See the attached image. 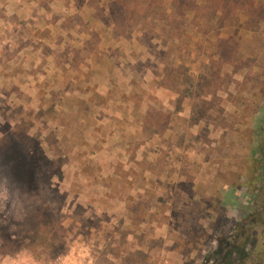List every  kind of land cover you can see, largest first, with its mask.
Wrapping results in <instances>:
<instances>
[{
  "label": "rangeland",
  "instance_id": "obj_1",
  "mask_svg": "<svg viewBox=\"0 0 264 264\" xmlns=\"http://www.w3.org/2000/svg\"><path fill=\"white\" fill-rule=\"evenodd\" d=\"M76 2L0 60V264H252L212 253L254 218L264 0Z\"/></svg>",
  "mask_w": 264,
  "mask_h": 264
},
{
  "label": "crops",
  "instance_id": "obj_2",
  "mask_svg": "<svg viewBox=\"0 0 264 264\" xmlns=\"http://www.w3.org/2000/svg\"><path fill=\"white\" fill-rule=\"evenodd\" d=\"M85 4H87V2ZM87 7L89 10H95L93 7L86 5H83L81 8L77 4L76 0H0V60L4 59L3 54L5 52L15 50L14 45L23 42L37 45L38 47L32 49V52L35 55L34 57L36 59L40 58L41 60H43V57L46 58L42 53L43 46H49L51 50L61 49L63 45L60 46V43H63V41H66V39H70L72 37L71 35H73L72 32L75 30V27H72L69 32L67 31L70 28L69 26H67V20L70 18V16H74L82 10L85 11V8ZM57 13H60V15L64 16V21L63 18H54ZM94 20H92V22ZM94 22L101 25L98 20H95ZM34 28L48 29L51 32H49L50 36L47 38L37 37L35 36L36 31L34 32L33 36L30 34H24L22 36H18L19 39H16L14 35L17 34L16 30H18L19 32L20 30L31 32L32 30H34ZM78 33L79 32H77V34ZM53 35H55V39L53 38ZM64 35H66L65 38L63 37ZM84 40L87 41L86 39ZM100 44L101 42L98 43V48ZM28 45L30 46V44ZM23 51V48L18 50V56H22L21 54L23 53ZM53 56L56 57V54L52 53L50 55V58H52ZM68 58H71V55ZM86 59H88V57H86ZM98 68L100 69L99 71H97L96 77L102 85L106 82L105 80L107 74L101 71V68H103L101 67V65L98 66ZM88 70H90V68H88ZM114 72L122 74L120 68H116V71L114 70ZM78 73H80V71ZM99 87H102L103 90L100 92L102 95L106 94L105 96L108 95V92L111 89V86L104 87L102 85ZM98 91L99 89L97 90V92ZM167 92L168 93L166 94H168L169 96L168 103H165L163 106H169L171 104L170 102L174 100V96L171 95L170 90H167ZM106 106L108 109L114 107L110 103H108ZM141 107L142 109L146 107L148 109L149 104L146 105L144 102H142L140 108ZM103 108L105 109L106 107ZM230 190L231 188H229L228 186L225 187L226 194H228L227 192ZM228 196L230 195L228 194Z\"/></svg>",
  "mask_w": 264,
  "mask_h": 264
},
{
  "label": "trees",
  "instance_id": "obj_3",
  "mask_svg": "<svg viewBox=\"0 0 264 264\" xmlns=\"http://www.w3.org/2000/svg\"><path fill=\"white\" fill-rule=\"evenodd\" d=\"M250 156L254 164L240 187L245 188L251 195L254 218L249 222L243 220L239 227L240 232L235 237H224L220 240V246L212 253L215 260L222 258L223 250H228L227 255L237 252L244 262L254 258L252 264H264V124L258 130L257 141ZM46 224L40 223L38 226L45 227ZM240 239L245 241L243 246L236 244Z\"/></svg>",
  "mask_w": 264,
  "mask_h": 264
},
{
  "label": "flooded vegetation",
  "instance_id": "obj_4",
  "mask_svg": "<svg viewBox=\"0 0 264 264\" xmlns=\"http://www.w3.org/2000/svg\"><path fill=\"white\" fill-rule=\"evenodd\" d=\"M223 252V251H222Z\"/></svg>",
  "mask_w": 264,
  "mask_h": 264
}]
</instances>
